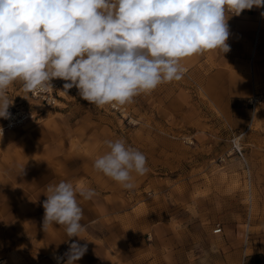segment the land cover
Returning a JSON list of instances; mask_svg holds the SVG:
<instances>
[{"label":"rangeland","instance_id":"374dc122","mask_svg":"<svg viewBox=\"0 0 264 264\" xmlns=\"http://www.w3.org/2000/svg\"><path fill=\"white\" fill-rule=\"evenodd\" d=\"M262 13H227L229 52L182 59L181 80L123 106L97 107L75 87L63 92L59 78L44 95L10 85V116L0 118V264H64L72 242L87 244L76 264H264ZM232 89L245 98L240 116L228 105ZM118 138L147 158L132 189L93 168ZM61 180L95 190L77 196L81 239L60 225L42 229L46 189Z\"/></svg>","mask_w":264,"mask_h":264},{"label":"clouds","instance_id":"9594fccd","mask_svg":"<svg viewBox=\"0 0 264 264\" xmlns=\"http://www.w3.org/2000/svg\"><path fill=\"white\" fill-rule=\"evenodd\" d=\"M253 7H264V0H0V118L10 116L6 92L17 81L32 93L59 78L66 81L63 92L75 87L97 107L131 103L181 80L182 59L229 52L227 13ZM105 144L108 151L93 168L132 189L133 173L149 171L146 156L123 138ZM78 195L90 200L95 190L64 180L47 187L44 232L60 225L68 238L81 237L86 226ZM86 252L87 244L70 243L64 264H76Z\"/></svg>","mask_w":264,"mask_h":264},{"label":"crops","instance_id":"0c3cea01","mask_svg":"<svg viewBox=\"0 0 264 264\" xmlns=\"http://www.w3.org/2000/svg\"><path fill=\"white\" fill-rule=\"evenodd\" d=\"M259 42H260V34L257 38L256 44L258 45ZM252 78L253 79L256 78V73H254L252 75ZM244 99L245 98L240 95L239 91H237L235 89L231 90L228 105H229V108L231 109V111L234 113V116H240L245 112L246 102L244 101ZM256 114H257V112H255L253 122L256 119Z\"/></svg>","mask_w":264,"mask_h":264},{"label":"built area","instance_id":"2783aa9c","mask_svg":"<svg viewBox=\"0 0 264 264\" xmlns=\"http://www.w3.org/2000/svg\"><path fill=\"white\" fill-rule=\"evenodd\" d=\"M48 90L49 88L47 89V91L45 92H39V91H36V92H33L35 95H44V94H47L48 93ZM256 103H258V98H255V99H252L251 100V105L253 106H256ZM237 148V147H236ZM238 152L241 154V149H238ZM222 233V229L221 228H217L216 231H215V234H221Z\"/></svg>","mask_w":264,"mask_h":264}]
</instances>
